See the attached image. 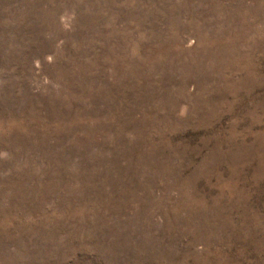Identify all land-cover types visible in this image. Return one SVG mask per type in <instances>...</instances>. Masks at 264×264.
Instances as JSON below:
<instances>
[{"label":"rangeland","instance_id":"1","mask_svg":"<svg viewBox=\"0 0 264 264\" xmlns=\"http://www.w3.org/2000/svg\"><path fill=\"white\" fill-rule=\"evenodd\" d=\"M0 264H264V0H0Z\"/></svg>","mask_w":264,"mask_h":264}]
</instances>
